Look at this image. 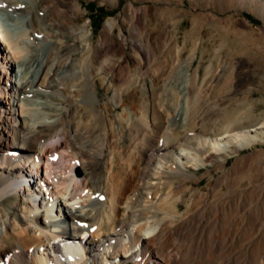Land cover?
Here are the masks:
<instances>
[{"label": "bare ground", "instance_id": "1", "mask_svg": "<svg viewBox=\"0 0 264 264\" xmlns=\"http://www.w3.org/2000/svg\"><path fill=\"white\" fill-rule=\"evenodd\" d=\"M234 2L250 3L264 16V0ZM129 8L132 12V3ZM63 12L83 10L76 0H0V14L15 15L12 22L0 17V200L14 196L27 202L21 215L27 227L16 222L20 230L15 231L0 218V264H264V234L252 228L264 211L261 176L236 192L248 173L245 162L240 172L216 178L207 194L193 187L198 177L188 171L218 156L225 162L250 132L255 138L264 134V120L237 111L238 118L229 114L219 123L202 120L200 131L181 136L180 129L194 119L186 93L197 72L190 71L189 61H180L177 43H168L159 57L139 40L133 45L141 54L132 58L139 66L157 62L154 76L144 78L158 103L144 96L136 113L139 80L125 56L113 62L123 53V37L114 39V23L107 21V38L97 46L99 58L107 59L96 71L109 72L120 83L100 79L112 93L111 102L126 106L129 100L131 106L119 120L101 127L95 112L102 106L91 72L94 44L86 25L64 32V23L72 20ZM132 18L139 20L138 15ZM75 35L84 52L81 59L70 54L73 45L51 51L54 42ZM42 45L50 52L26 78L19 71L30 62L24 51ZM164 76H174L178 84L170 87ZM64 89H70L67 96L61 95ZM168 99H177L171 113ZM103 106L110 110L109 104ZM179 177L193 183L182 189L183 183H175ZM162 185L167 187L161 191ZM183 190L192 194L180 212ZM43 237L54 241L48 246Z\"/></svg>", "mask_w": 264, "mask_h": 264}, {"label": "rangeland", "instance_id": "2", "mask_svg": "<svg viewBox=\"0 0 264 264\" xmlns=\"http://www.w3.org/2000/svg\"><path fill=\"white\" fill-rule=\"evenodd\" d=\"M76 1L80 4L82 13L67 14L63 12L60 14L66 15L72 20L70 25L66 23L63 25L66 34H70L72 25L75 29L86 25L90 41L94 44L93 59L95 65L91 72L95 74L92 79L95 82L94 94L99 101L98 105L102 106V109H97L95 112L96 115L98 114L96 121L101 127L109 121L119 120L118 115H121L125 108L128 110L131 106L129 100H126V106L120 103H112V93L105 89V86L100 83V79L105 77L107 81L114 84L117 81L109 72L99 73L96 71L98 63L107 59V57L99 58L97 49L98 41L107 38L106 33L103 32L107 21L114 23L113 38L120 41L123 37V53L114 56L112 58L114 61H112L115 62L120 57L125 56V59L132 66L131 73L136 76L135 79L138 77L139 80L134 100L136 113L140 112V100L142 101L144 96L147 97V101L153 98L152 101L158 103V96L150 97L149 86L146 78H144L145 76H154L157 62L148 66H139V64L134 63L132 58L134 54H141L140 50L133 45L135 40H139L143 43L144 49L158 52L159 57L167 52L166 45L168 43H177L180 61H189L190 71L197 72L193 78V84L186 93V96L189 97L187 101L188 110L190 109V116L194 119L190 124L191 126L180 129L181 136L190 130L200 131L205 120L219 123L229 114H231L232 119L238 118L237 111L249 115L252 120H264V16L256 11L252 4L239 5L234 0ZM129 3L133 4V13L130 11ZM8 14L1 13L0 17L12 22L11 20L15 15ZM133 14L134 16L138 15L139 20L133 19ZM22 16L21 18L25 19V15L22 14ZM9 18L11 19L9 20ZM67 45H73L75 48L71 50L72 52L70 51L73 58H82L84 52L80 48L78 35H75L71 36L70 39L54 42L53 49L44 45L37 49H25L24 57L30 62L24 68H19V71H22L21 74L26 73V78H31L33 72L39 67V60L45 58L50 49L55 51L57 48H64ZM8 71L12 72L13 70L8 69ZM164 79L162 78L164 82L169 83L170 87L178 84L177 78L174 76H164ZM116 84L120 85L119 82ZM69 92L70 89H64L61 95L67 96ZM174 93L170 91L169 95ZM182 98L180 93L177 99L181 102ZM177 99H168L169 107H171L170 113L176 108ZM32 100L36 99L32 98ZM38 101L44 102L41 99ZM106 103L110 105V110L103 106ZM100 113L101 115H99ZM87 114L88 116L92 115L91 113ZM78 116L80 115H75L73 120H78ZM258 126L260 125L258 124ZM101 135H104L103 130ZM52 136L56 137L55 134ZM240 141L241 145L230 151L225 162H221L222 160L218 156L212 163L200 165L197 169H188L189 172L196 173L198 177V184H193V187L197 186L203 189L202 193H211L212 186L217 179L228 171L240 172L245 169V162L249 163L248 173L246 178L240 181L241 188L236 192H242L243 188L251 186L252 181L258 176H261L262 181H264V134L261 135L258 132V136L255 138L254 132H250L247 139ZM92 151L96 153L95 150ZM105 158L106 154L100 158L97 165L103 163ZM99 178L100 180L103 179L102 176ZM191 182L188 178L179 177L175 183H183L185 187L182 189H184L190 186ZM164 187L163 185L160 187L161 191L164 190ZM225 190L226 188H224ZM191 194L192 191L190 190L182 191L181 201L178 204L180 212L185 211L186 205L191 200ZM218 199L219 197L215 198L214 201ZM26 203L24 199L14 196L0 200V218L4 217L6 224H12L15 231L20 230L15 227L16 222L22 224L23 228L27 227L21 219ZM252 228L254 231L257 229L256 233L264 234V211L252 221ZM30 229L36 232L39 226L30 225ZM11 241L13 240L11 239ZM53 241L52 238L43 237V242L48 246ZM29 242L25 241L24 243L28 244Z\"/></svg>", "mask_w": 264, "mask_h": 264}]
</instances>
